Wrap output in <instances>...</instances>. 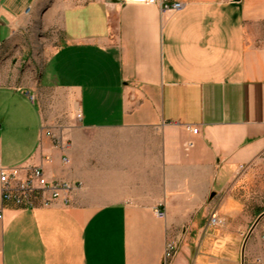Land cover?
<instances>
[{"label":"crops","instance_id":"1","mask_svg":"<svg viewBox=\"0 0 264 264\" xmlns=\"http://www.w3.org/2000/svg\"><path fill=\"white\" fill-rule=\"evenodd\" d=\"M41 1L0 0V46ZM42 15L60 46L34 81L0 75V164L82 187L17 209L0 186V264H166L170 240L169 264H240L237 186L264 173L239 172L264 151V0H61Z\"/></svg>","mask_w":264,"mask_h":264},{"label":"rangeland","instance_id":"2","mask_svg":"<svg viewBox=\"0 0 264 264\" xmlns=\"http://www.w3.org/2000/svg\"><path fill=\"white\" fill-rule=\"evenodd\" d=\"M81 3L88 0H74ZM33 17L26 19L13 39L4 41L0 46V75H16L27 83L34 81L31 70H41L52 52L60 46L61 31L59 25H50L43 18L46 8L53 6L59 11L61 0H42ZM57 23V21H55ZM2 81V80H0ZM253 178V177H252ZM262 185V186H261ZM240 193V236L242 244L253 229L240 264H255L258 256L264 255V240L260 233L264 218L256 224L264 213V173L253 179L247 176L237 186Z\"/></svg>","mask_w":264,"mask_h":264},{"label":"built area","instance_id":"3","mask_svg":"<svg viewBox=\"0 0 264 264\" xmlns=\"http://www.w3.org/2000/svg\"><path fill=\"white\" fill-rule=\"evenodd\" d=\"M160 0H146L148 4H154ZM183 9L182 3L166 4L163 7V12H174ZM31 101L34 98L30 96ZM77 119H82V113L77 112ZM194 134H198V129H192ZM48 136L52 137L54 142L61 146L63 151L69 148L68 143H63L54 133L48 132ZM68 162V159H64ZM51 157L45 156L43 163H50ZM257 164L264 165V151L258 158V163L248 165H241L239 172L245 173L252 169ZM0 186L2 191V199L4 203H11L17 209H37L50 208L56 205L57 202L62 201L65 205H69L72 201V194L82 187L81 182H71L49 179L44 171L43 165L35 166H21L6 168L0 164ZM2 211H0V219L3 218ZM156 215L160 219L166 218V213L157 211ZM264 218V213L262 214ZM224 220L214 213L210 218V226H222ZM260 237L264 240V221L261 228ZM179 249V242L177 240H170L166 246L165 261L169 264L177 255ZM255 264H264V255L258 256L255 259Z\"/></svg>","mask_w":264,"mask_h":264},{"label":"water","instance_id":"4","mask_svg":"<svg viewBox=\"0 0 264 264\" xmlns=\"http://www.w3.org/2000/svg\"><path fill=\"white\" fill-rule=\"evenodd\" d=\"M262 216H263V215H260V217L258 218L256 224H258V222L261 220ZM255 226H256V225H254V227L252 228V230L250 231L249 235L247 236V238H246V240H245V243H244V246H243V253H244V249H245V246H246V244H247V241H248V239H249V237H250V235H251L253 229L255 228Z\"/></svg>","mask_w":264,"mask_h":264}]
</instances>
